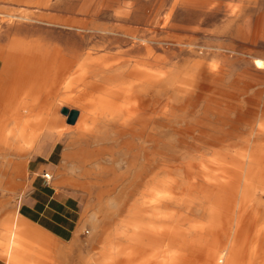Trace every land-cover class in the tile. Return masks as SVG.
<instances>
[{"label": "rangeland", "instance_id": "1", "mask_svg": "<svg viewBox=\"0 0 264 264\" xmlns=\"http://www.w3.org/2000/svg\"><path fill=\"white\" fill-rule=\"evenodd\" d=\"M78 28L87 30L81 58L90 60L101 57L108 63L116 60L119 57L116 54L128 49L134 42L122 47L113 45L112 49L105 48L98 37L101 30L135 36L139 34L138 28H148L146 37L160 45L153 49V54H164L167 78L171 76L169 79L175 82L191 75L196 78L197 94L202 101L194 108L195 116L190 115L188 119L201 118V111L206 105L214 106L217 104L215 101L221 100L222 107H229L231 123L242 120L240 135L247 136L248 122L254 118L258 120L264 113V69H258L254 63L257 57L264 61V0H0V48L12 52L15 57L22 54L19 47L30 46L34 50L41 49L39 52H27L26 55L31 59L35 56L47 58L49 39H56L59 47L67 48L66 53L74 56L75 46L72 42L79 40ZM12 46L16 49L11 48ZM29 77L32 78L30 89L35 92L39 87L36 85L34 69ZM39 89L40 100H45L50 88L43 84ZM60 94L55 110L56 121L60 123L56 126L57 136L52 142L56 144L57 154H60L55 157L59 170L47 172L52 175L51 186L58 192L69 190L77 197L82 221L86 226L87 264H102L109 261V253L114 252L116 257L121 258L123 253L135 246L129 239L134 234L129 223L144 222L149 227L154 224V219L149 215L155 214L156 210L150 211L149 205L151 189L155 183H129L132 173L122 183H116L115 173L125 174L127 171V154L121 146L119 136L109 133L107 140L97 142L79 138L76 134L77 123L69 124L68 116L62 113V109L67 106L66 108L86 113L84 108L88 102L81 97L66 95L65 90ZM257 115L259 116L255 117ZM216 118L214 114L210 115V119ZM99 120L98 118L97 131L101 132L105 126ZM11 126L5 127L6 135L10 134ZM25 130H20L23 138L29 135ZM45 131V126L41 125L40 137ZM37 133L35 130L33 136ZM171 136L172 133L166 129L161 133L166 141ZM17 142L26 149L37 141L24 138ZM106 146L113 147L114 151L105 150L103 155L96 152V148ZM23 174L25 178L28 177V172ZM65 175L71 182L64 181ZM57 177L60 180H56ZM261 201H264V195L257 192V198L246 208L242 217L240 239L244 241L246 237L248 244L243 250L245 260L242 259L241 264H248L249 257L258 252L255 259L257 264L264 261V249L260 247L258 237L264 227V205ZM140 207H147L149 210L146 217L137 214ZM161 214L160 212L158 215ZM195 214L191 218L208 224L210 215L202 216L200 211H195ZM235 222L236 220L231 230L232 235ZM219 229L222 232L220 227ZM157 239V242L150 244L146 238L144 241L149 245L147 248L142 247L145 249L141 252L143 255H135L127 262L124 260L125 264H167L171 254L177 249L167 245L166 240L159 237ZM11 247H7V253ZM181 252L195 260L194 254ZM145 254L147 260H144Z\"/></svg>", "mask_w": 264, "mask_h": 264}, {"label": "bare ground", "instance_id": "2", "mask_svg": "<svg viewBox=\"0 0 264 264\" xmlns=\"http://www.w3.org/2000/svg\"><path fill=\"white\" fill-rule=\"evenodd\" d=\"M77 31L79 40L72 42L74 56L66 53L67 48L59 47L56 39L47 42V58L44 59L4 55L2 51L0 56L5 68L16 74L34 69L39 85L46 84L55 95V105L59 104L57 99L63 90L66 95L86 99V113L68 107L67 121L77 123L76 134L81 139L97 142L107 140L109 133L119 136L127 154V171L115 173L116 183H122L131 173L129 183H155L149 205L150 211L156 210L149 215L154 224L149 227L144 222L129 223L134 229L129 239L135 246L121 258L114 252L109 253V261L102 264H125L147 248L146 238L152 244L158 237L177 249L167 264H241V260H245L243 250L248 244L246 237L244 241L240 239L242 217L257 198V192L264 195V113L255 116H259L258 120L254 118L248 122L247 136L240 135L242 120L232 124L229 107H222L219 99L214 106L206 105L202 109L201 118L188 119L190 115L195 116L194 108L202 101L197 94L196 78L191 75L180 82L169 79L171 76L167 78L164 54H153V49L160 45L146 37L148 28H138L139 34L135 36L101 30L98 37L105 48L134 42L116 54L119 57L110 63L101 57L83 60L87 30L78 28ZM254 63L257 68L264 69V61L258 57ZM212 114L217 118L210 119ZM98 118L105 126L101 132L97 131ZM165 129L172 133L167 141L161 137ZM105 150L114 151L113 147L96 148L99 155ZM261 204L264 205V201ZM159 209L164 210L160 211L161 215H158ZM147 211V207H140L137 214L146 217ZM195 211H200L202 216L210 215L208 224L191 218L196 215ZM258 237L264 249V227ZM18 239L15 232L8 256L15 254L13 250ZM181 251L194 254L195 260ZM258 254L250 256L248 264H257ZM144 257L147 260L146 254Z\"/></svg>", "mask_w": 264, "mask_h": 264}, {"label": "crops", "instance_id": "3", "mask_svg": "<svg viewBox=\"0 0 264 264\" xmlns=\"http://www.w3.org/2000/svg\"><path fill=\"white\" fill-rule=\"evenodd\" d=\"M19 48L21 56L34 52L30 46ZM31 72L16 74L5 68L0 57V264H87L86 226L77 197L69 190L58 192L50 184L52 178L48 182L43 177L44 171L59 170L55 157L60 154L52 142L60 121H56V98L50 89L40 100L38 75L39 88L31 91ZM8 125L12 128L6 135ZM41 125L46 128L42 137ZM25 129L29 135L24 138L37 141L26 149L17 142L24 139ZM35 130L38 133L33 136ZM68 178L65 175L64 181L71 182ZM15 232L19 241L10 257L7 247L13 245Z\"/></svg>", "mask_w": 264, "mask_h": 264}, {"label": "built area", "instance_id": "4", "mask_svg": "<svg viewBox=\"0 0 264 264\" xmlns=\"http://www.w3.org/2000/svg\"><path fill=\"white\" fill-rule=\"evenodd\" d=\"M44 179H46L48 182L51 181V174L49 172H45L43 174Z\"/></svg>", "mask_w": 264, "mask_h": 264}, {"label": "water", "instance_id": "5", "mask_svg": "<svg viewBox=\"0 0 264 264\" xmlns=\"http://www.w3.org/2000/svg\"><path fill=\"white\" fill-rule=\"evenodd\" d=\"M67 112H68V109H67L66 107H64V108L62 109V113H65V114H66ZM70 120L73 121L72 118H71Z\"/></svg>", "mask_w": 264, "mask_h": 264}]
</instances>
